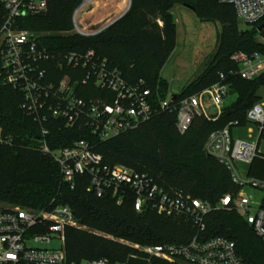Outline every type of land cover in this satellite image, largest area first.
I'll list each match as a JSON object with an SVG mask.
<instances>
[{"label": "trees", "instance_id": "16d2710c", "mask_svg": "<svg viewBox=\"0 0 264 264\" xmlns=\"http://www.w3.org/2000/svg\"><path fill=\"white\" fill-rule=\"evenodd\" d=\"M81 2L50 0L45 14L19 20L18 28L39 35L41 45L50 50L93 49L100 59H106L119 70L127 84L142 81L145 87L163 97L168 83L161 77V71L176 43V24L171 11L175 6H183L202 21L217 20L223 27L216 53L178 96L184 98L200 92L224 75L229 94L235 98L224 106L217 120L195 117L183 134L177 131L175 114L169 111L108 141L97 139L86 129L65 128L61 122L51 121L45 126L50 131V147L66 148L86 141L102 157L103 164L122 165L147 174L176 196L215 203L223 195L238 191L226 168L205 154L204 144L214 131L227 126L231 129L232 123H248L247 111L260 100L257 92L264 87V73L251 81L242 80L235 73L238 67L230 57L237 52L264 55V44L255 39L262 33L258 28L264 19L239 31L241 23L233 6L219 0H130L128 11L99 34L61 35L71 29L72 15ZM5 14L0 0V20ZM21 101V94L0 80V128L3 136L12 139L11 146L0 145V207L42 211L57 205L68 206L80 226L86 228L66 229L68 262L123 263L136 251L117 240L139 246L171 245L187 243L197 234L184 217H165L151 209L138 213L133 199L125 198L118 205L109 193L98 198L87 191L88 176H77L73 188L63 182L57 164L38 151L40 127L20 109ZM263 171L264 161L254 159L249 175L262 178ZM205 227V238L232 241L244 264H264V243L237 213H211L205 217Z\"/></svg>", "mask_w": 264, "mask_h": 264}, {"label": "built area", "instance_id": "2783aa9c", "mask_svg": "<svg viewBox=\"0 0 264 264\" xmlns=\"http://www.w3.org/2000/svg\"><path fill=\"white\" fill-rule=\"evenodd\" d=\"M49 2L1 0L6 14L0 20V80L21 94L20 109L40 127L38 151L57 164L63 182L71 188L77 176H88L87 191L98 198L109 193L118 205L125 198L133 199L138 213L151 209L165 217H184L197 234L184 244L139 246L119 240L136 251L123 263H70L65 254V232L81 226L68 206L42 211L0 207V264H244L232 241L222 237L207 239L203 233L207 215L234 212L264 243V177L251 176L249 171L241 174L237 167L239 163L250 166L254 159L264 161L259 150V144H264V103H255L246 113L247 122L257 126L256 142L233 140L229 126L210 133L205 141V154L226 168L238 188L215 203L172 195L147 174L122 165H105L83 140L71 147L52 149L50 131L45 127L51 121L61 122L65 128L86 129L97 139L108 141L169 111L175 114V127L183 134L195 117L207 121L219 118L229 87L224 75H220V81L193 95L180 98L179 93L170 94L168 87L162 97L142 81L127 84L119 70L100 59L93 49L50 50L41 45L39 35L18 28L19 20L45 14ZM219 2L232 5L241 24L253 26L264 19V0ZM97 4L98 0H82L72 15L71 29L60 34L92 37L106 29L108 24L96 30L80 20ZM230 59L242 80L251 81L264 73V55L237 52ZM0 145H12L11 137L3 136L1 128ZM245 188L261 195L247 193Z\"/></svg>", "mask_w": 264, "mask_h": 264}, {"label": "rangeland", "instance_id": "374dc122", "mask_svg": "<svg viewBox=\"0 0 264 264\" xmlns=\"http://www.w3.org/2000/svg\"><path fill=\"white\" fill-rule=\"evenodd\" d=\"M104 3L105 0H98L97 8L93 7L94 11H88L80 18L84 26L90 24L95 26L94 29L96 30L104 27L123 14L128 7V0H110L106 7H103ZM171 12L176 24V43L174 52L161 71V77L168 83L170 94L175 95L193 82L205 69L219 47V35L223 26L217 20L202 21L190 9L183 6H175ZM249 28L247 25L240 24L239 31ZM263 32L264 30L255 38L262 44H264ZM257 96L259 101L264 103V87L258 90ZM234 98L228 93L225 97V105L233 102ZM230 130L232 139L235 141L254 143L257 140L258 131L255 124L243 123L232 126ZM263 146L264 144L261 142L259 150L264 154ZM237 167L241 174H246L249 171V166L246 164L239 163ZM245 191L257 197L261 195L258 191L249 188H245ZM80 230H86V228L81 226ZM121 241L117 240L116 242L130 247Z\"/></svg>", "mask_w": 264, "mask_h": 264}, {"label": "water", "instance_id": "95a60500", "mask_svg": "<svg viewBox=\"0 0 264 264\" xmlns=\"http://www.w3.org/2000/svg\"><path fill=\"white\" fill-rule=\"evenodd\" d=\"M129 7H130V0H128V7H127V9H126V11L123 13V14H121L119 17H117L114 21H112L111 23H109L107 26H106V28L107 27H109L110 25H112L114 22H116L118 19H120L126 12H127V10L129 9ZM189 9V8H188ZM264 30V22L259 26V28H258V32L260 33V32H262Z\"/></svg>", "mask_w": 264, "mask_h": 264}, {"label": "crops", "instance_id": "0c3cea01", "mask_svg": "<svg viewBox=\"0 0 264 264\" xmlns=\"http://www.w3.org/2000/svg\"><path fill=\"white\" fill-rule=\"evenodd\" d=\"M109 2H110V0H105V3L103 4V7H106L107 4H109ZM93 11H94V9H93ZM119 16H120V15H119Z\"/></svg>", "mask_w": 264, "mask_h": 264}]
</instances>
